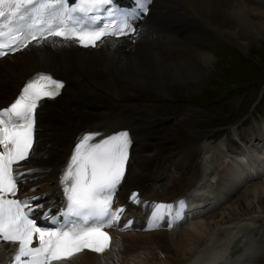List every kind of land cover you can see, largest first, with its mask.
I'll use <instances>...</instances> for the list:
<instances>
[{"label":"bare ground","instance_id":"bare-ground-1","mask_svg":"<svg viewBox=\"0 0 264 264\" xmlns=\"http://www.w3.org/2000/svg\"><path fill=\"white\" fill-rule=\"evenodd\" d=\"M153 8L135 39L110 40L99 48L47 40L0 58V104L38 72L64 85L39 105L35 154L22 166L32 170L29 192L39 193L42 203L59 202L60 169L82 135L127 126L134 138L117 195L125 201L139 190V202L128 209L140 227L115 233L102 254L83 252L54 264H264V124L236 128L220 149L207 138L188 145L179 138L202 135L193 124L199 108L140 103L144 96L160 100L173 89L197 87L214 61L194 45L209 33V21L222 18L221 34L242 47L247 34L264 30V0H154ZM182 194L196 199L199 211L218 205L221 219L199 216L171 229L141 228L145 201L148 207L154 199ZM241 198L243 207L236 204ZM6 247L0 245V264Z\"/></svg>","mask_w":264,"mask_h":264},{"label":"snow or ice","instance_id":"snow-or-ice-1","mask_svg":"<svg viewBox=\"0 0 264 264\" xmlns=\"http://www.w3.org/2000/svg\"><path fill=\"white\" fill-rule=\"evenodd\" d=\"M150 3L135 0V7L146 13ZM114 4L115 0H0V57L52 37L95 47L106 36L135 32L128 23L132 13L121 12ZM104 16L110 19L100 22ZM63 87L51 74L37 73L9 105L0 108V241L17 244L9 264H54L84 250L104 253L111 240L104 228L123 212L113 209L112 203L131 146L126 130L107 136L88 133L78 139L61 173L62 207L57 216L50 210L44 213L52 228L40 227L31 218V201L39 197L15 198L17 181L25 175L19 162L35 154L36 110L41 100L59 95ZM129 199L139 202L136 193ZM171 209L172 205L157 204L154 219L161 210Z\"/></svg>","mask_w":264,"mask_h":264},{"label":"rangeland","instance_id":"rangeland-1","mask_svg":"<svg viewBox=\"0 0 264 264\" xmlns=\"http://www.w3.org/2000/svg\"><path fill=\"white\" fill-rule=\"evenodd\" d=\"M221 19L218 17L211 19L209 21L211 23L208 25L209 33L199 35L194 42L198 50L209 52L214 57L213 65L205 71L203 81L197 87L184 90L173 89L168 93L169 97L160 98V100L153 95L144 96L140 99V103L143 105L158 102L167 107L178 108L176 110H183L189 105L199 108V112L196 113L197 119L193 124L202 135H189L179 138L180 142L188 145H200L206 139L204 137H209L214 144L216 142L214 138L223 134L226 129L235 125L238 128H243L255 121L254 117H258V112L261 117L257 120L264 118V30L258 35L247 34L244 40L245 45L241 47L221 34L218 26H225ZM217 24L219 25L217 26ZM96 84L98 83L96 82ZM261 92H263V98L260 100ZM122 99L118 98L120 101ZM254 106L257 111L253 110L252 112L251 109ZM47 110L50 111L51 109L48 107ZM166 112L170 111L167 110ZM262 122L239 130H248L256 127V125L264 124ZM228 133L230 134V129ZM234 136L221 138L214 148H219V142L222 140L227 141ZM49 148H53V146H49ZM177 150L182 152L180 149ZM214 152L215 154L220 153L219 157L221 158L220 150L217 152L214 150ZM219 157L216 156L215 158L219 160ZM173 160H176V157ZM178 162L180 164L178 166H182L183 161ZM261 202L264 205V197ZM236 204L243 207V198ZM220 211L212 216H207L205 219L211 217H215L216 220L217 218L221 219Z\"/></svg>","mask_w":264,"mask_h":264}]
</instances>
